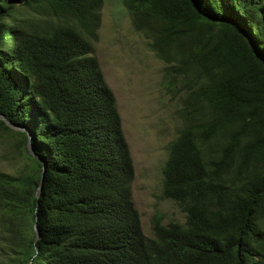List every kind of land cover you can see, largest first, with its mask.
I'll list each match as a JSON object with an SVG mask.
<instances>
[{
    "label": "trees",
    "instance_id": "1",
    "mask_svg": "<svg viewBox=\"0 0 264 264\" xmlns=\"http://www.w3.org/2000/svg\"><path fill=\"white\" fill-rule=\"evenodd\" d=\"M122 5L180 105L162 198L185 222L155 216L152 237L142 233L132 157L94 55L102 0H0V115L29 131L36 156L0 119V138L15 137L28 162L0 172L9 264H264V0Z\"/></svg>",
    "mask_w": 264,
    "mask_h": 264
},
{
    "label": "rangeland",
    "instance_id": "2",
    "mask_svg": "<svg viewBox=\"0 0 264 264\" xmlns=\"http://www.w3.org/2000/svg\"><path fill=\"white\" fill-rule=\"evenodd\" d=\"M93 49L114 94L132 157L131 193L142 233L151 238L155 216L163 225L185 222L181 209L162 198V169L167 147L180 128L176 116L180 105L164 89V63L151 51L150 40L134 31L122 0H102L101 24ZM15 139L0 138V172L16 174L28 163L24 148L18 151ZM10 255L0 238V264H9Z\"/></svg>",
    "mask_w": 264,
    "mask_h": 264
},
{
    "label": "water",
    "instance_id": "3",
    "mask_svg": "<svg viewBox=\"0 0 264 264\" xmlns=\"http://www.w3.org/2000/svg\"><path fill=\"white\" fill-rule=\"evenodd\" d=\"M0 119L3 120L11 129H14V130H19V131H25L26 134H27V143H26V147L28 149V152L29 154L33 157V158H36V156L34 155L33 153V149H32V146H31V135L29 133L28 130L24 129V128H20V127H17V126H14L12 125L9 121H7L2 115H0ZM43 179H44V166L42 167V170H41V174H40V182H39V185H38V188L36 189V192H35V195L36 197L39 196V193H40V190L42 188V183H43ZM36 220V218H35ZM33 230H34V233H35V237H34V242L36 240L39 239V232L37 230V226H36V222L34 223V227H33Z\"/></svg>",
    "mask_w": 264,
    "mask_h": 264
},
{
    "label": "clouds",
    "instance_id": "4",
    "mask_svg": "<svg viewBox=\"0 0 264 264\" xmlns=\"http://www.w3.org/2000/svg\"><path fill=\"white\" fill-rule=\"evenodd\" d=\"M141 224V223H140ZM142 230V229H141Z\"/></svg>",
    "mask_w": 264,
    "mask_h": 264
}]
</instances>
